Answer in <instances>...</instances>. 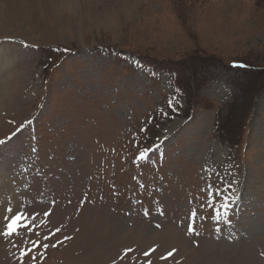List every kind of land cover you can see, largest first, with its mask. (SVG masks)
Here are the masks:
<instances>
[{
    "label": "rangeland",
    "instance_id": "374dc122",
    "mask_svg": "<svg viewBox=\"0 0 264 264\" xmlns=\"http://www.w3.org/2000/svg\"><path fill=\"white\" fill-rule=\"evenodd\" d=\"M0 18V175L45 219L5 237L0 218V264H264V0H0ZM32 238L56 247L23 257Z\"/></svg>",
    "mask_w": 264,
    "mask_h": 264
},
{
    "label": "snow or ice",
    "instance_id": "6c2138e0",
    "mask_svg": "<svg viewBox=\"0 0 264 264\" xmlns=\"http://www.w3.org/2000/svg\"><path fill=\"white\" fill-rule=\"evenodd\" d=\"M67 51V50H66ZM171 104V102L169 101V105ZM5 144V140H0V145H4ZM146 158V153L142 152L140 154V159H145ZM7 211L9 213H12L14 210L9 207L7 209ZM40 215L39 212H31L30 214L24 212V211H21L19 209H17L15 211V214L12 215L11 219H10V222L7 224L6 226V231L3 233V235L5 237H11L13 234H19V228H20V224H21V221H29V222H32V221H35L36 218ZM45 216H48L50 215V213L48 212H45L44 213ZM9 218L7 216H5V220H8ZM28 224H24V228H28ZM190 231H192V229L190 228L189 229ZM29 231H32L31 229ZM59 231V230H57ZM217 231H219V229H217ZM36 236H40V233L39 232H36L35 233ZM56 234L53 232L51 234H48V235H44L43 236V241H50ZM65 239H70V237H65ZM32 243V247L31 248H28L26 249L23 253H22V256L23 257H27L29 256V254L33 253L34 251L40 249L41 247H43L44 249H47L49 246L51 247H56V244H51L49 245L48 243H43L42 244V241L40 239H35V240H32L31 241ZM57 243H62V241H57ZM45 255V253L41 252L40 253V256L43 257ZM147 255V253H146ZM173 253L172 252H169L168 253V256H172ZM33 260H36L37 257L35 255H32L31 257Z\"/></svg>",
    "mask_w": 264,
    "mask_h": 264
},
{
    "label": "trees",
    "instance_id": "16d2710c",
    "mask_svg": "<svg viewBox=\"0 0 264 264\" xmlns=\"http://www.w3.org/2000/svg\"><path fill=\"white\" fill-rule=\"evenodd\" d=\"M250 74H252V73H250ZM264 74V68L263 69H260V68H258L257 70H256V74L253 76V74H252V76H253V81H250L251 82V84H253V82H255L256 84H258V87H259V90L261 89V88H263L264 87V76H262ZM232 115V113L230 112V114L227 116V117H230ZM226 123H229L228 122V118L224 121V125L226 126ZM230 125H233V124H230ZM245 126V124L244 125H242V127H244ZM239 126H237V128H235V129H232V131L231 132H229V133H227V135H226V139H227V141L231 144L232 142L231 141H233V143H237V141L233 138V136L234 135H238L239 137L241 136V133H239V131L240 130H242L241 129V127H239ZM225 128V127H224ZM223 127H222V125H220L219 126V131L220 132H222V130L224 129ZM230 129H231V127H230ZM228 131V130H227ZM241 132V131H240ZM234 144V145H235Z\"/></svg>",
    "mask_w": 264,
    "mask_h": 264
},
{
    "label": "bare ground",
    "instance_id": "6f19581e",
    "mask_svg": "<svg viewBox=\"0 0 264 264\" xmlns=\"http://www.w3.org/2000/svg\"><path fill=\"white\" fill-rule=\"evenodd\" d=\"M9 2L11 3V0H9ZM33 2V1H32ZM36 2V1H35ZM14 3V2H13ZM38 5H40V4H38ZM10 7H14V5H10ZM1 18H0V24H1ZM14 66V65H13ZM10 69H12V68H10ZM10 75V74H9ZM9 75H8V77H7V80L5 81V82H0V102H3V99H4V97L6 96V93H7V88H8V86H7V83H9ZM2 81V80H1ZM1 205H3V204H1ZM0 205V206H1ZM3 206H5V205H3ZM2 206V207H3ZM2 209V208H1ZM2 212L3 211H0V216L2 217L3 215H1L2 214ZM4 212H5V209H4Z\"/></svg>",
    "mask_w": 264,
    "mask_h": 264
}]
</instances>
